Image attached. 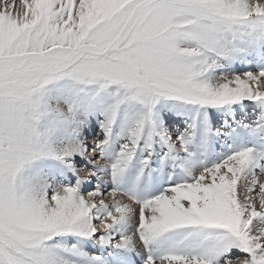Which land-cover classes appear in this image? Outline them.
<instances>
[{"label": "snow or ice", "instance_id": "obj_1", "mask_svg": "<svg viewBox=\"0 0 264 264\" xmlns=\"http://www.w3.org/2000/svg\"><path fill=\"white\" fill-rule=\"evenodd\" d=\"M0 264H264V0H0Z\"/></svg>", "mask_w": 264, "mask_h": 264}, {"label": "rangeland", "instance_id": "obj_2", "mask_svg": "<svg viewBox=\"0 0 264 264\" xmlns=\"http://www.w3.org/2000/svg\"><path fill=\"white\" fill-rule=\"evenodd\" d=\"M50 87H53L54 88V87H57V85H51Z\"/></svg>", "mask_w": 264, "mask_h": 264}]
</instances>
